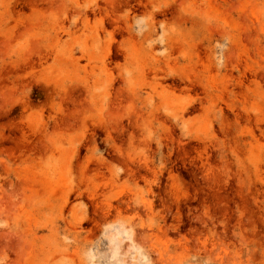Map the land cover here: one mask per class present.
Masks as SVG:
<instances>
[{"label":"rangeland","instance_id":"rangeland-1","mask_svg":"<svg viewBox=\"0 0 264 264\" xmlns=\"http://www.w3.org/2000/svg\"><path fill=\"white\" fill-rule=\"evenodd\" d=\"M0 264H264V0H0Z\"/></svg>","mask_w":264,"mask_h":264}]
</instances>
